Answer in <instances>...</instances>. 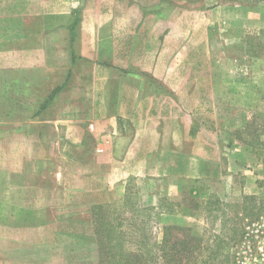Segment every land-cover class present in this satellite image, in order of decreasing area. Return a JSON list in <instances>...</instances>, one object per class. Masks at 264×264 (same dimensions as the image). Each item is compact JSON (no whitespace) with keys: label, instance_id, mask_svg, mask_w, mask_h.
Segmentation results:
<instances>
[{"label":"crops","instance_id":"crops-1","mask_svg":"<svg viewBox=\"0 0 264 264\" xmlns=\"http://www.w3.org/2000/svg\"><path fill=\"white\" fill-rule=\"evenodd\" d=\"M198 3L0 0V52L14 58L8 65L28 68L31 85L39 70L51 76V68H63L64 76L42 105L48 121L15 126L29 132V149L15 151L21 161L14 184L5 180L0 192V264H98L92 210L123 194L124 179L142 171L163 180L152 207L168 214L162 201L179 188L166 184L162 164L196 158L200 138L215 148L235 146L222 133L244 130L247 114L233 119L218 99L246 92H231L230 79L215 78L209 35L216 19L229 47L242 42L248 24L262 35L264 0H214L209 10ZM176 169L170 177L181 179Z\"/></svg>","mask_w":264,"mask_h":264},{"label":"rangeland","instance_id":"rangeland-1","mask_svg":"<svg viewBox=\"0 0 264 264\" xmlns=\"http://www.w3.org/2000/svg\"><path fill=\"white\" fill-rule=\"evenodd\" d=\"M214 6V0H199L198 3L200 10H209ZM220 22L221 25H218L216 19L209 35L208 66L211 64L216 79H230V88L225 87L227 83L220 82L222 89L225 87L236 94L246 92L244 98L218 99L220 106L226 103L233 119H239L243 112L247 114L244 130L231 128L222 133L225 142L234 141L235 146L215 148L202 145L209 139L200 138L196 158L191 160L188 155H183L182 163L162 164L167 169L166 184L174 187L176 183L179 188L178 196L162 201L168 214L158 215L152 207V203L160 201L163 180L147 178L142 171L124 179L123 194L108 204L116 210L117 216L119 213L120 219L123 208L127 210L124 216L129 218L121 219L125 224L123 230L126 239L132 242L145 239L152 247L164 233L171 242L179 240L178 264H239L240 246L247 232L253 235L249 244L254 252L257 247L264 246V24L262 35L259 26L248 24L242 42L230 43L232 45L229 47L222 40L224 24L222 20ZM205 34L200 33L201 37H205ZM13 59L12 53L0 52V140L7 142L0 146V192L5 180L8 185L14 184L16 163L21 161L15 151L29 149V132L16 130L15 126L32 120L47 122V116L41 115L44 112L42 105L48 101L46 98L52 88L62 83L57 80L64 77L61 73L63 68H51L55 69L51 76L41 74L39 70L34 75L39 82L36 83V80L31 85L28 68L8 65L14 62ZM32 89L35 91L33 97L30 93ZM37 111L39 116H36ZM102 126L105 125L102 123ZM106 126L110 127V123ZM88 129L94 132L92 123ZM39 134L41 139L43 134L41 131ZM47 165L43 163L42 167ZM174 165L177 175L181 169V179L170 177ZM138 167L141 169L142 165ZM149 203L151 206L146 205ZM214 207L225 210L214 211ZM252 223L256 226L248 230V225ZM254 235H259V238ZM219 238L220 242L216 243L215 240ZM217 246L222 248H218V251Z\"/></svg>","mask_w":264,"mask_h":264},{"label":"trees","instance_id":"trees-1","mask_svg":"<svg viewBox=\"0 0 264 264\" xmlns=\"http://www.w3.org/2000/svg\"><path fill=\"white\" fill-rule=\"evenodd\" d=\"M58 90L59 87L54 89L52 95ZM126 211L123 208L121 219L129 218L124 216ZM118 216L116 210L108 204L97 205L93 209L92 219L99 254L98 264H178L179 240L171 242L164 233L161 241L154 243L153 247L151 243L147 244L145 239L132 242L126 239V233L123 230L125 224Z\"/></svg>","mask_w":264,"mask_h":264},{"label":"built area","instance_id":"built-area-1","mask_svg":"<svg viewBox=\"0 0 264 264\" xmlns=\"http://www.w3.org/2000/svg\"><path fill=\"white\" fill-rule=\"evenodd\" d=\"M252 226H256V224L252 223L251 225H248L247 229L249 230ZM251 232H253L252 229ZM251 236L253 235L249 232H247L244 236V241L242 242L239 251V264H261V262L264 261V248L262 246H259L254 252L249 244V239L251 238ZM254 237L259 238V235H254Z\"/></svg>","mask_w":264,"mask_h":264}]
</instances>
